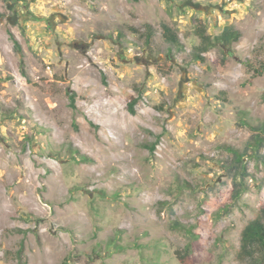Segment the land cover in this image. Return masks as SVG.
I'll use <instances>...</instances> for the list:
<instances>
[{"label": "rangeland", "instance_id": "1", "mask_svg": "<svg viewBox=\"0 0 264 264\" xmlns=\"http://www.w3.org/2000/svg\"><path fill=\"white\" fill-rule=\"evenodd\" d=\"M0 11V264H182L178 252L253 264L236 250L262 214L264 147L263 161L245 158L238 199L227 147L251 154L264 126V74L246 63L264 60V0H0ZM226 27L240 39L197 60L199 32Z\"/></svg>", "mask_w": 264, "mask_h": 264}, {"label": "trees", "instance_id": "2", "mask_svg": "<svg viewBox=\"0 0 264 264\" xmlns=\"http://www.w3.org/2000/svg\"><path fill=\"white\" fill-rule=\"evenodd\" d=\"M10 4L25 5L29 0H2ZM5 12L0 11V18L5 16ZM135 32L138 30L134 29ZM162 36L172 44H179L178 35L173 31L171 26L163 23L161 26ZM202 42L197 47V54L195 55L197 60L205 61V57L201 54L207 51L211 46H215L218 43H223L225 45L230 44L232 41H238L241 37V32L239 30H233L226 27L221 34L217 36H212L207 33L206 29H202L199 32ZM155 35V30L151 24H147V30L144 33V39L147 46H150ZM11 39L14 42V49L20 55V67L21 73L30 80V75L26 69L25 52L18 39L15 38L13 34H10ZM227 63V60H224ZM248 67L254 71V75L264 74V60L257 62L247 61ZM167 71L173 68L172 63H167ZM70 105L71 107H76V94L75 92L69 93ZM264 99V94H263ZM138 102V97H133L129 103V110L131 113H135V105ZM256 130L252 136L249 143V147L253 150L251 154L247 150L240 151L237 148L228 146L227 149L233 153V158L228 164V168L233 169V198L238 199L242 194L248 189V185L245 181V177L250 174L248 172V166L246 165L245 158L247 156L256 155L261 161H263V156L261 154V149L264 147V126L259 124L254 126ZM153 149V148H152ZM258 254V255H257ZM178 259L182 264H191L192 261L185 254H177ZM236 258L238 260H251L253 264H264V206L262 208V214L250 219L241 231L240 244L236 250Z\"/></svg>", "mask_w": 264, "mask_h": 264}, {"label": "flooded vegetation", "instance_id": "3", "mask_svg": "<svg viewBox=\"0 0 264 264\" xmlns=\"http://www.w3.org/2000/svg\"><path fill=\"white\" fill-rule=\"evenodd\" d=\"M23 6H27V4L23 5ZM16 12V11H15Z\"/></svg>", "mask_w": 264, "mask_h": 264}]
</instances>
